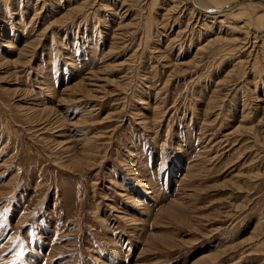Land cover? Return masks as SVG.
Returning a JSON list of instances; mask_svg holds the SVG:
<instances>
[{
    "label": "rangeland",
    "instance_id": "obj_1",
    "mask_svg": "<svg viewBox=\"0 0 264 264\" xmlns=\"http://www.w3.org/2000/svg\"><path fill=\"white\" fill-rule=\"evenodd\" d=\"M227 1L0 0V264H264V0Z\"/></svg>",
    "mask_w": 264,
    "mask_h": 264
},
{
    "label": "bare ground",
    "instance_id": "obj_2",
    "mask_svg": "<svg viewBox=\"0 0 264 264\" xmlns=\"http://www.w3.org/2000/svg\"><path fill=\"white\" fill-rule=\"evenodd\" d=\"M233 1V3L230 1V2H228L229 4H227L226 5V7L227 6H229V7H227L226 8V10L227 9H229V8H233V7H236L238 4H236L237 2L240 4V3H243V4H246V3H248V2H252L251 0H232ZM235 1V2H234ZM194 3L196 4V6H198V7H200L201 9H202V7L200 6L201 5V0H194ZM232 3V4H231ZM250 5V4H249ZM240 7V6H239ZM245 7V6H244ZM213 8V7H212ZM215 8V7H214ZM225 8V7H224ZM209 9V8H208ZM220 9V8H219ZM247 9V8H246ZM216 10V9H215ZM225 11V10H224ZM250 11V10H249ZM216 12V11H215ZM247 12H248V10H247ZM249 14V13H248ZM264 19V17L262 16L261 17V20L262 21H264L263 20ZM256 20V19H255ZM223 254L224 253V251L223 252H217V253H215V254H213V255H209V256H207V257H205V258H203L202 259V263H207V262H211V261H214V260H216L219 256H220V254ZM201 262V261H200Z\"/></svg>",
    "mask_w": 264,
    "mask_h": 264
}]
</instances>
